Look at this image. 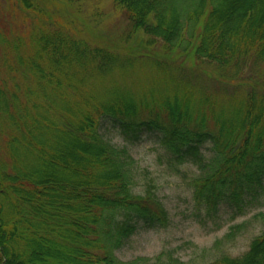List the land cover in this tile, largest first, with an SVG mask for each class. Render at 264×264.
<instances>
[{"label": "trees", "instance_id": "1", "mask_svg": "<svg viewBox=\"0 0 264 264\" xmlns=\"http://www.w3.org/2000/svg\"><path fill=\"white\" fill-rule=\"evenodd\" d=\"M16 1L34 19L0 35V264H173L116 254L139 229L170 223L151 184L133 190L127 145L145 136L172 165L197 166L192 195L207 218L263 203L264 0H114L130 32L160 38L216 84L205 90L173 68L160 98L99 93L128 57L42 20L40 0ZM207 264H264V232Z\"/></svg>", "mask_w": 264, "mask_h": 264}, {"label": "rangeland", "instance_id": "2", "mask_svg": "<svg viewBox=\"0 0 264 264\" xmlns=\"http://www.w3.org/2000/svg\"><path fill=\"white\" fill-rule=\"evenodd\" d=\"M16 2L0 0V35L31 28L34 18L18 9ZM38 2L46 9L42 20L61 22L92 44L128 57V64L122 70L112 71L102 78L101 86H97L99 93L112 95L118 89L135 98L152 97L151 93L160 98L169 86L160 76L173 68L178 71L177 67H184L183 74L186 72L197 86L205 90L216 87L208 76L194 73L198 70L189 66V60L181 61V57L174 60L176 55L166 52L167 47L162 45L160 38L149 43L150 35L142 31L130 32L128 19L114 0ZM210 3H205L206 9ZM195 4L192 0L182 2L186 9ZM162 61H166L165 67ZM109 138L118 144L124 143L116 131L110 130ZM127 146L133 157V190L142 193L147 184H151L168 210L170 223L166 227L142 228L132 234L125 246L116 252L121 259H153L161 254L163 261L173 264H207L222 254L243 253L252 238L264 232V200L260 206L234 218H230L223 207L218 216L209 219L193 199L192 180L199 173L195 164L172 165L164 147L152 136Z\"/></svg>", "mask_w": 264, "mask_h": 264}]
</instances>
